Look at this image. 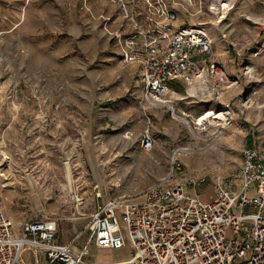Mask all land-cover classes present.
I'll list each match as a JSON object with an SVG mask.
<instances>
[{
  "label": "rangeland",
  "instance_id": "374dc122",
  "mask_svg": "<svg viewBox=\"0 0 264 264\" xmlns=\"http://www.w3.org/2000/svg\"><path fill=\"white\" fill-rule=\"evenodd\" d=\"M191 13L179 21L204 24L211 58L235 80L218 92L208 78L175 83L174 116L148 108L140 71L119 63L99 27L68 38L64 28L38 29L0 9V172L7 177L0 175V205L15 229L52 218L59 242L84 249L94 264H112L129 249L92 244L97 204L162 178L206 197L220 180L238 182L242 149L264 142V0H202L201 12ZM209 109L226 119L200 129L194 119ZM146 127L155 138L149 152L138 141Z\"/></svg>",
  "mask_w": 264,
  "mask_h": 264
},
{
  "label": "built area",
  "instance_id": "2783aa9c",
  "mask_svg": "<svg viewBox=\"0 0 264 264\" xmlns=\"http://www.w3.org/2000/svg\"><path fill=\"white\" fill-rule=\"evenodd\" d=\"M99 1L116 6L115 15L99 18L119 63L140 67L148 108L176 116L169 97L175 83L208 78L218 92L235 80L211 58L208 29L179 21L181 12H201L202 0ZM117 17L111 30L107 23ZM138 141L142 151L153 149L149 127ZM237 177L215 183L208 197L162 178L139 194L108 198L90 213L91 242L99 249H129L112 264H264V142L242 149ZM57 237L56 220L24 221L15 229L0 205V264H94L84 249Z\"/></svg>",
  "mask_w": 264,
  "mask_h": 264
},
{
  "label": "crops",
  "instance_id": "0c3cea01",
  "mask_svg": "<svg viewBox=\"0 0 264 264\" xmlns=\"http://www.w3.org/2000/svg\"><path fill=\"white\" fill-rule=\"evenodd\" d=\"M47 3L43 7V0H0L1 13L5 17L16 14V21H33V27L48 28L51 32L57 33L61 29L66 30L68 38H74L75 34L99 27L109 42V37L105 33L102 25L103 20L99 15L111 16L116 14V6L109 5L103 7L99 0H46ZM9 6V9H3V5ZM1 19V16H0ZM118 17L107 23V26L114 30L118 27ZM2 22L0 21V26ZM117 51V50H116ZM117 53V52H116ZM138 68L136 64H129ZM128 66V65H127ZM191 83L192 86L199 84ZM174 90V89H173ZM175 93V92H171Z\"/></svg>",
  "mask_w": 264,
  "mask_h": 264
},
{
  "label": "bare ground",
  "instance_id": "6f19581e",
  "mask_svg": "<svg viewBox=\"0 0 264 264\" xmlns=\"http://www.w3.org/2000/svg\"><path fill=\"white\" fill-rule=\"evenodd\" d=\"M224 6L227 7V4H224ZM201 25H204V24H201ZM3 33L4 32L0 31V38L2 37ZM204 80L205 79H203V81ZM225 119H226V117H225V114H224L223 111L217 112V111L209 109V110L199 114L198 116H196L195 119H194V123L200 129H204L207 124H215V126L216 125H221V124L224 123ZM8 159H9V157L7 155H5V161L6 162H8ZM64 172H65L64 175H65V178H66V181H67L65 183L66 185H64V186H65V189L68 188V191H69V189L70 190L72 189V185H73L72 184L73 174H72L71 166H70V164L68 162H66L64 164ZM0 175L2 176L3 180H5L7 178L3 172H0ZM72 199H73V196H72ZM76 200H77V198H76Z\"/></svg>",
  "mask_w": 264,
  "mask_h": 264
},
{
  "label": "trees",
  "instance_id": "16d2710c",
  "mask_svg": "<svg viewBox=\"0 0 264 264\" xmlns=\"http://www.w3.org/2000/svg\"><path fill=\"white\" fill-rule=\"evenodd\" d=\"M182 89V88H181Z\"/></svg>",
  "mask_w": 264,
  "mask_h": 264
}]
</instances>
